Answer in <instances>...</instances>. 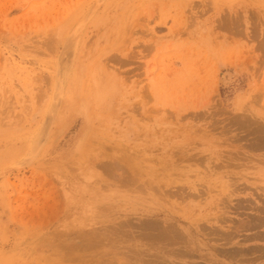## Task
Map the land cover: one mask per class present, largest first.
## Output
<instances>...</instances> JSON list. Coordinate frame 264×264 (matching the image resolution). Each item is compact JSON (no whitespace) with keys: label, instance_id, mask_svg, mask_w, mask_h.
Instances as JSON below:
<instances>
[{"label":"rangeland","instance_id":"374dc122","mask_svg":"<svg viewBox=\"0 0 264 264\" xmlns=\"http://www.w3.org/2000/svg\"><path fill=\"white\" fill-rule=\"evenodd\" d=\"M261 39L264 0H0V264H264Z\"/></svg>","mask_w":264,"mask_h":264},{"label":"bare ground","instance_id":"6f19581e","mask_svg":"<svg viewBox=\"0 0 264 264\" xmlns=\"http://www.w3.org/2000/svg\"><path fill=\"white\" fill-rule=\"evenodd\" d=\"M144 25V24H143ZM67 42H70V39L67 41ZM71 44V43H70ZM68 45V46H67ZM147 46V45H146ZM145 46V47H146ZM51 47V46H50ZM66 47H70V45L67 43L66 44ZM76 48V47H75ZM258 48H260L263 52L262 53H264V39L262 40H260V42H259V47ZM150 51V50H149ZM74 55V54H73ZM131 55V54H130ZM262 56V55H261ZM116 57V56H115ZM62 58H64V56H62ZM65 59V58H64ZM69 59V58H68ZM67 59V60H68ZM71 59V58H70ZM62 60V59H61ZM66 60V61H67ZM60 61V60H59ZM65 62V61H64ZM71 62V61H70ZM66 63V62H65ZM59 70V69H58ZM66 71V70H65ZM61 73H62V71H61ZM95 73V72H94ZM66 74H68V73H66ZM91 74H92V72H91ZM97 75V74H96ZM96 75H95V78H96ZM102 75V74H101ZM58 76H62V75H58ZM67 76V75H66ZM93 76V75H92ZM98 76V75H97ZM105 76V75H104ZM78 77V76H77ZM102 77V76H101ZM62 78V77H61ZM74 78H76V76L74 77ZM94 79V78H93ZM107 79V78H106ZM112 81H114L115 80V78H110ZM76 80V79H75ZM61 81V80H60ZM77 81V80H76ZM94 82H95V80H93ZM78 82V81H77ZM93 82V83H94ZM99 82H100V78H99ZM96 83V82H95ZM74 84V83H73ZM100 84H101V82H100ZM80 85V84H79ZM62 86V85H61ZM97 86H99L98 85V83H97V85H91L90 87H88V88H84L85 90V92H84V94H89V92H95L96 93V88H98ZM73 87V85L71 84V88ZM189 87V86H188ZM59 88V87H58ZM77 88V87H76ZM96 89V90H95ZM147 89V88H146ZM191 89V88H190ZM60 90V89H59ZM58 90V91H59ZM99 90V89H98ZM145 90V89H144ZM92 92V93H93ZM99 92V91H98ZM147 92V91H146ZM60 93V92H59ZM37 95V94H36ZM70 95V94H69ZM96 95V94H95ZM103 95V94H102ZM101 95V96H102ZM55 96V95H54ZM59 96V95H58ZM92 96V95H91ZM100 96V97H101ZM40 97V96H39ZM87 98V97H86ZM92 99V98H91ZM97 99V98H96ZM92 100H94V97H93V99ZM100 100V99H99ZM73 101V100H72ZM60 102V101H59ZM58 102V103H59ZM73 103V102H72ZM74 104V103H73ZM136 104V103H135ZM51 106V105H50ZM59 106V105H58ZM57 106V107H58ZM53 108H54V106H53ZM93 110V109H92ZM55 111H56V109H55ZM54 111V112H55ZM53 112V111H52ZM52 112H50L51 114H53ZM217 114V113H216ZM245 114V113H244ZM237 115L236 113H235V115L236 116H238V117H234L233 115H232V117L234 118L233 120V123L234 124H238V125H241L240 127L242 128V127H248L249 129H251L252 131H253V133H255V138H256V143L258 144V147H257V145L255 146V148H259V146H260V148L262 147V148H264V111H261V112H259V114H261L260 115V118H255L254 119V117H253V120H251L249 117V115L248 116H246V115ZM93 115V114H92ZM91 115V116H92ZM50 117V116H49ZM240 117V118H239ZM241 118H243V119H241ZM219 120H221V119H219ZM53 123V122H52ZM242 123V124H241ZM239 127V126H238ZM40 128V127H39ZM247 128V129H248ZM47 129V128H46ZM235 129V128H234ZM244 129V128H243ZM246 129V128H245ZM252 131H250V132H252ZM46 133V132H45ZM44 133V135H43V139L45 138V136H46V134ZM39 134V133H38ZM252 134V133H251ZM250 134V135H251ZM252 135H254V134H252ZM48 137V136H47ZM50 137V136H49ZM17 138V137H16ZM37 138V137H36ZM41 139V138H40ZM51 139V138H50ZM235 139V138H234ZM49 140V139H48ZM238 140V139H237ZM253 140H254V138H253ZM40 141V140H39ZM41 142H42V140H41ZM23 144H25V143H23ZM261 148V149H262ZM109 150V149H108ZM35 151V150H34ZM94 153V152H93ZM235 153V152H234ZM44 154V153H43ZM115 154V153H114ZM120 154V153H119ZM197 154V153H196ZM124 155V154H123ZM197 155H199V154H197ZM35 156V155H34ZM200 156V155H199ZM27 158V157H26ZM113 158V157H112ZM199 158V157H198ZM114 159V158H113ZM210 159V158H209ZM215 159V158H214ZM116 160V159H115ZM196 160V159H195ZM222 160V159H221ZM110 161V160H109ZM151 161H153V160H151ZM103 162V161H102ZM99 164V163H98ZM201 164V163H200ZM108 165V164H107ZM107 165H105V166H107ZM96 166V165H95ZM228 166V165H227ZM73 168V167H72ZM220 168V167H219ZM74 170V169H73ZM5 171V170H4ZM7 171V170H6ZM73 172V171H72ZM231 172V171H230ZM127 174H128V172H127ZM134 174H136V173H134ZM133 174V175H134ZM1 175H3V174H1ZM93 177V176H92ZM128 177H130V176H128ZM132 178H133V176H132ZM129 179V178H128ZM135 179L137 180V178L135 177ZM231 184V183H230ZM200 185V184H199ZM232 185H234V184H232ZM232 185H229V187L230 186H232ZM97 186V185H96ZM113 186V185H112ZM151 186V185H150ZM155 186V185H154ZM95 187V186H94ZM183 187V186H182ZM97 188V187H96ZM137 188V187H136ZM144 188V187H143ZM153 188V187H152ZM199 189V188H198ZM98 190H99V187H98ZM129 190H131V189H129ZM150 190V189H149ZM231 190H233V189H231ZM132 191V190H131ZM228 191V190H227ZM230 191V190H229ZM133 192V191H132ZM160 192V191H159ZM200 192V191H199ZM232 192V191H231ZM176 193V192H175ZM180 193V192H179ZM201 193V192H200ZM205 193H207V192H205ZM180 194H182V193H180ZM186 194V193H185ZM191 194H193V193H191ZM190 194V195H191ZM229 194V193H228ZM56 195V194H55ZM172 195V194H171ZM205 195V194H204ZM177 196V195H176ZM186 196V195H185ZM193 196H194V194H193ZM197 196V195H196ZM200 196V195H199ZM198 196V197H199ZM173 198V197H172ZM48 199V198H47ZM55 199V198H54ZM53 199V200H54ZM163 199H165V198H163ZM232 199V198H231ZM217 202V201H216ZM55 203V202H54ZM181 203V202H180ZM201 203V202H200ZM252 203V202H251ZM90 204V203H89ZM219 204V203H218ZM51 205H52V203H51ZM220 205V204H219ZM174 206V205H173ZM248 206V205H247ZM59 207V206H58ZM175 207V206H174ZM173 207V208H174ZM236 207V206H235ZM40 208V207H39ZM95 208V207H94ZM219 208V207H218ZM257 208V207H256ZM56 209V208H55ZM158 209L159 208H157V210H154V209H151V210H147L149 213L148 214H150V216H148V217H150V218H147V219H141V220H134L133 221V223L131 222L130 223V218H129V221H125V222H123V223H121V224H119V225H125V224H128V223H130V224H133V226L131 225V227H133V228H135V229H140L141 230V234L143 233V234H145L147 237H149L148 239H150V238H154V239H160V240H164L165 242H167L168 244H172V245H174V244H179V243H181V244H183V243H186L187 244V238L186 239H184L185 238V234L183 233V231L180 229V226L181 227H183L182 226V223H180L181 222V220H183L181 217H178V219L176 218V215H174V214H172V213H167V214H165V216L163 217V219H156V218H153L154 216H159V212H158ZM57 210V209H56ZM102 210V209H101ZM55 211V210H54ZM53 211V212H54ZM73 211V210H72ZM83 211V210H82ZM100 211V210H99ZM56 212V211H55ZM91 212V211H90ZM218 212V211H217ZM42 214H43V211H42ZM53 214V213H52ZM94 214H95V212H94ZM93 214V215H94ZM97 214V213H96ZM216 214V213H215ZM223 214V213H222ZM222 214L220 215V213L218 214V215H215L214 217H211V218H209V217H207V216H205L206 218H205V222H201V220L202 221H204L203 220V218L204 217H202L201 216V218H197L196 219V221L194 220V221H192V226H194L195 227V231H197V233H201L200 235H205L206 234V232L204 233L203 231H202V229H204V231H205V228L208 226V225H206L207 223H209V224H211V225H213L212 226V229H210L209 228V230H211V232L210 233H213V234H218L215 230H216V227L214 226L216 223H218L219 222V220H224V216H222ZM42 216V215H41ZM74 217V216H73ZM222 217H224V218H222ZM33 218V217H32ZM35 218V217H34ZM52 218V217H51ZM207 218H209L210 220H208ZM222 218V219H221ZM123 220H126V218L125 219H123ZM261 220H263L264 221V216H262V218H261ZM92 221V220H91ZM138 221V223L136 224V222ZM134 222H135V225L136 226H134ZM178 223V224H177ZM227 223V222H226ZM45 224H46V222H45ZM69 225V224H68ZM71 225V224H70ZM129 226V225H128ZM226 226V225H225ZM253 226V225H252ZM84 227V226H83ZM130 227V228H131ZM193 227V228H194ZM214 227V228H213ZM224 227V226H223ZM229 227V226H228ZM184 228V227H183ZM64 229V228H63ZM72 229V228H71ZM89 229V228H88ZM94 230V229H93ZM118 230V229H117ZM188 232L187 233H189V231H190V228H187L186 229ZM221 230V229H220ZM64 231V230H63ZM121 231V230H120ZM202 231V232H201ZM233 231V230H232ZM239 231V230H238ZM209 232V231H208ZM61 233V232H60ZM94 233H95V231H94ZM91 234V233H89V234H91L90 236H92V235H95V234H97V233H95V234ZM140 233V232H139ZM194 233V232H193ZM234 233V232H233ZM67 234V233H66ZM112 234V233H111ZM114 234V233H113ZM124 234V233H123ZM140 234V235H141ZM190 234V233H189ZM195 234V233H194ZM88 235V234H87ZM87 235H84V238H85V240H79V236H81L80 234L79 235H75V236H78L76 239L74 238V237H72V238H74L75 240H71L72 241V245H71V250L73 249V247H75V249H77V248H83L85 245H86V243L87 244H91V245H93V243H95V239H93L94 238V236H93V240L91 239V241L93 242V243H88L90 240L89 239H86V236ZM101 235V234H100ZM126 235V234H125ZM130 235V234H129ZM139 235V234H138ZM207 235L209 236V234L207 233ZM212 235V234H211ZM219 236V238L220 239H223V240H225V242L226 241H230L231 239H233V237L234 236H232L231 234H228V235H224L223 233L221 234V233H219L218 234ZM257 235V234H256ZM114 236V235H113ZM132 236V235H131ZM134 236V235H133ZM144 236V235H143ZM213 236V235H212ZM215 236V235H214ZM82 237V236H81ZM198 237V236H197ZM197 237H196V239H197ZM207 237V236H206ZM254 237V236H253ZM256 237V236H255ZM59 238V237H58ZM70 238V237H69ZM87 238H89L88 236H87ZM96 238V237H95ZM99 239L101 238V236L100 237H98ZM146 238V237H145ZM217 238V237H216ZM56 239V238H55ZM97 239V238H96ZM190 238H188V240H189ZM192 244L194 245V246H196L197 248H199L200 246H198L197 244H196V242L194 241V237L192 236ZM208 239H209V237H208ZM47 240V239H46ZM54 240V239H53ZM59 240V239H58ZM74 241H76V242H74ZM90 241V242H91ZM96 241H98V240H96ZM60 242V241H59ZM99 242V241H98ZM97 242V243H98ZM32 243V242H31ZM204 243H205V241H204ZM64 244H67V241H66V243L64 242ZM105 244V243H104ZM96 245V244H95ZM109 245V244H108ZM107 245V246H108ZM151 245V244H150ZM159 245V244H158ZM167 245V244H166ZM69 246H70V244H69ZM162 246V245H161ZM160 246V247H161ZM204 246H207V248L208 249H210V246H208V243H205V245ZM77 247V248H76ZM218 247V246H217ZM197 248H195V249H193V251H197L196 249ZM68 249V248H67ZM69 250V249H68ZM236 250V249H235ZM240 250V249H239ZM53 251V250H52ZM75 251V250H74ZM82 251V250H81ZM104 251V250H103ZM192 251V253L190 252V251H188L187 249L185 250V251H179L178 250V252H177V255H179V256H186L188 253H191V254H193L194 252ZM62 252H64V251H62ZM142 252V251H141ZM236 252V251H235ZM73 253V252H72ZM72 253H70V254H72ZM106 253V252H105ZM123 253V252H122ZM175 253V252H174ZM234 253V252H233ZM232 253V254H233ZM54 254H56V253H54ZM195 254V253H194ZM202 254V253H201ZM150 255V254H149ZM60 256V254L57 256V257H59ZM203 256H205V255H203ZM208 256V255H207ZM206 256V257H207ZM212 256H213V254H212ZM78 257V256H77ZM84 257V256H83ZM159 257H161V256H159ZM168 257H171V255L170 254H167V255H163V257H162V260H160V261H156V263H154V264H177V263H175L173 260H172V258H168ZM193 257H195V256H193ZM192 257V258H193ZM65 258V256H62V258H61V256H60V259H64ZM166 258H168L169 259V262H164V260L166 259ZM201 258H202V256H201ZM205 258V257H204ZM203 258V259H204ZM109 259V258H108ZM206 259V258H205ZM58 260H59V258H58ZM76 260V259H75ZM75 260H73V261H75ZM210 260H212V259H210ZM96 261V260H95ZM103 261V260H102ZM152 261H153V259H152ZM167 261V260H166ZM104 262V261H103ZM109 262H110V260H109ZM228 262V261H227ZM111 263V262H110ZM191 263V262H190ZM216 263V262H215ZM93 264V263H92ZM121 264V263H120ZM123 264V263H122ZM197 264H199L198 262H197ZM201 264V263H200ZM212 264V263H211Z\"/></svg>","mask_w":264,"mask_h":264}]
</instances>
